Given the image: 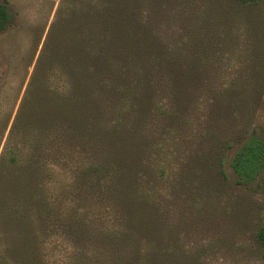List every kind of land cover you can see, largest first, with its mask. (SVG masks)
Masks as SVG:
<instances>
[{"label":"rangeland","instance_id":"obj_1","mask_svg":"<svg viewBox=\"0 0 264 264\" xmlns=\"http://www.w3.org/2000/svg\"><path fill=\"white\" fill-rule=\"evenodd\" d=\"M3 1L25 31L47 24L38 57L59 0ZM121 21V39H131L150 65L160 40L190 37L173 59L179 76L172 104L191 125L154 112L147 100L157 86L134 88L138 97L128 106L117 97L104 106L92 102L85 108L80 120L88 136L86 148H75L54 167L57 205L61 207L63 196L70 198L63 216L72 226L30 234L39 264H78L76 257L83 251L92 259L100 253L112 257L117 244L103 232L114 210L104 206L83 172L87 163L95 162L112 167L126 181L137 222L150 228L141 240L149 243L156 237L169 249L165 261L119 264H264L256 240L264 225V171L254 183L241 185L229 165L249 136L264 140V0L253 6L234 0H125ZM10 44L18 48L22 42L0 36V64ZM3 69L0 65V73ZM162 137L170 144L163 211L144 197L149 179L155 177V145ZM221 155L226 178L218 171ZM24 236L0 231V254L13 253L9 237L15 242Z\"/></svg>","mask_w":264,"mask_h":264},{"label":"trees","instance_id":"obj_2","mask_svg":"<svg viewBox=\"0 0 264 264\" xmlns=\"http://www.w3.org/2000/svg\"><path fill=\"white\" fill-rule=\"evenodd\" d=\"M234 1L253 6L262 0ZM124 4L125 0H59L37 57L47 24L27 32L16 25L8 1L0 2V36H11L13 43L22 42L18 48L10 44L0 64L4 68L0 73V231L25 234L15 242L9 237L13 253L0 254V264H39L30 234L71 228L63 216L70 198L63 196L61 207L57 205L54 167L75 148H86L88 136L80 118L92 102L104 106L118 97L128 106L138 97L134 88L139 91L157 86L152 100H147L154 112L191 125L188 116L172 104L173 85L179 76L173 59L190 37L160 40L153 55L155 61L150 65L139 57L131 39H121ZM168 141V137H162L155 145L159 161L155 177L149 179L148 191L144 192V197L161 211ZM225 161L223 155L217 157L219 174L226 178L222 168ZM229 165L238 184L254 183L264 171V140L249 136L235 150ZM83 172L99 192L104 206L114 210L111 219H105L103 233L117 245L112 257L100 253L92 259L83 251L76 257L78 264L165 261L169 249L162 239L154 237L152 243L141 240L146 238L147 224L137 222L136 205L123 176L97 162L87 163ZM84 234L81 229L80 235ZM256 240L264 260V225Z\"/></svg>","mask_w":264,"mask_h":264}]
</instances>
